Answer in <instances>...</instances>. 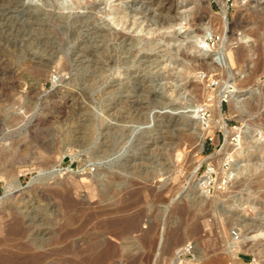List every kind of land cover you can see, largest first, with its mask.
<instances>
[{
	"label": "rangeland",
	"instance_id": "374dc122",
	"mask_svg": "<svg viewBox=\"0 0 264 264\" xmlns=\"http://www.w3.org/2000/svg\"><path fill=\"white\" fill-rule=\"evenodd\" d=\"M120 1L136 8L137 18H145L143 23L151 31L115 24L104 10L110 2ZM120 1L96 0V7L84 3L60 9L52 0H23V7L45 11L40 17L54 37L36 32L29 43L0 45V222L6 230L0 236L7 238L0 250L18 252L24 240L33 236L44 242L51 235L54 245H41L38 251L58 249L64 242L59 236L65 198L83 200L85 182L96 176L99 193L104 188L112 207L121 210H111L107 217L119 218L115 228L126 230L120 238L108 236L124 248L107 264H263L264 187L256 186L252 172L254 165L257 171L264 167V12L258 9L264 0H244L249 9L243 14L236 0H221L232 24L222 59L214 55L222 38L219 0H172L169 10L161 8L162 0ZM196 10L201 22H209L221 35L205 51L189 48L188 38L183 37L200 27L193 19ZM172 15L175 22L169 23ZM78 16L90 21L84 20L83 26L75 21ZM89 27L103 34L111 29L108 40L99 41L100 45L82 43L93 30ZM176 33L179 38L171 39ZM227 79L245 107L251 102L255 108L231 112L229 101L221 102L233 130L229 149L249 145L239 160L228 158L232 149H221L225 134L219 126L206 131L200 151L196 146L201 124L196 109L210 103L212 118L210 96ZM240 168L248 177L242 185L238 178L243 175H235ZM230 170L234 177L227 180L223 173ZM206 175L210 183L198 188L197 181L202 178L205 183ZM14 179L20 189L10 192L6 186ZM77 179L82 182L76 181L80 190L74 183ZM231 213L236 218L228 219ZM13 215L23 223L33 216L37 223L23 237L13 235L8 231ZM103 217H97L88 230L100 238ZM233 230L240 232L239 238ZM243 237L248 246L238 250L229 246ZM187 243L191 251L181 254ZM72 249L64 254L70 255Z\"/></svg>",
	"mask_w": 264,
	"mask_h": 264
},
{
	"label": "bare ground",
	"instance_id": "6f19581e",
	"mask_svg": "<svg viewBox=\"0 0 264 264\" xmlns=\"http://www.w3.org/2000/svg\"><path fill=\"white\" fill-rule=\"evenodd\" d=\"M22 1L23 0H0V45H4V44H6V45L7 44L21 45L23 43H25V44L26 43H29V42L33 41L34 38L36 39V35H35L36 32L38 34L40 33V35L41 34H43V35L44 34H47L45 37L48 38V39L54 37V36H51V33H49V32H51V29L49 28L51 26L50 25L47 26L46 22L44 21L45 19H43L42 17H40V15L42 13L45 14V11L44 12H41V10L38 9L39 8L38 6H36L38 8H36V7H29L30 5L27 6V7H23ZM122 2L123 1L115 2V3L113 2L112 4L110 2L109 9L108 10L105 9L104 12H106V14L109 13L111 15V19H112V21L115 24H121L122 26L125 27V29H128V30L130 29L131 30V28H134L135 31H137V32L143 31V30H146L148 32L151 31L152 28H150V27L147 28L148 26H145L144 23H143V21L145 20V18H144V20H139V18H137V13H139L138 10L136 8L131 7V6H128V8H127L126 6L123 5ZM219 2H220V5H221V9H222L221 14H220V19H219L220 20V26H221V34H222V36L221 35L220 36L222 38L219 39V41L217 42L219 44V46H218L217 50L214 52V55L217 54V56L219 57V59H222V58L226 57V54H227V38H229L228 37V33L230 31H232V24L227 20V17H226V12H227L226 5L221 0H219ZM236 2H237V5L240 8V11H239L240 14H243L244 11H246V10L249 9V8L246 9L247 6L244 7V0H236ZM84 3H86V5H87V3L88 4H91L93 7H96L97 6L96 5L97 4L96 3V0H52V4L54 6H57L60 9H67V8L69 9V8H72V7H75V6H78V5H82V4L84 5ZM172 4H173L172 0H162L161 1V8L164 9V10L165 9L166 10H169V9L172 8ZM90 6H89V8H90ZM129 7H130V9H129ZM196 8H198L197 7V4H196ZM92 9H94V8H92ZM258 9L260 10L259 11L260 13H263L264 12V5H262L261 8H258ZM260 13H259V15H260ZM21 14L23 16H25L24 20H19L20 17L18 18V15L22 16ZM43 14H42V16H43ZM85 14H87V13H85ZM92 14H94V13H92ZM193 14H194L193 15L194 16L193 19L194 20H197V21L199 20L197 24H199L200 27L199 28L198 27H195L193 30H190L188 32H185V34H184L183 37H185L186 39L188 38V41H189L188 46H189V48L193 47V48L198 49L199 51L200 50L205 51V50H203V48L209 44L208 41H207V39L211 35H213L215 32L213 30V27H211L209 25V22H205V23L201 22L202 15L199 14V10L198 11L196 10ZM82 15H84V14H82ZM257 15H258V13H257ZM95 16H96V14H95ZM169 16H171V14ZM91 17H93V15ZM169 18L171 20L173 19V21L168 20L169 23L170 22L174 23L175 22L174 20L176 19V16H173L172 15V18L171 17H169ZM86 19L83 16H78L77 18H75V21H78V22H80V23L83 24L84 20L87 22L88 19L87 20ZM53 20H55V19H53ZM57 21H59V20H57ZM88 21H90V20H88ZM55 22H56V20H55ZM148 22H149V20H148ZM52 23H54V21ZM82 24H80V25H82ZM88 24L89 23L85 24L86 27H87ZM92 25H93V23H92ZM83 26H84V24H83ZM93 27H89V29H93V30H91L92 32H90V36L89 37L82 38V40H81L82 43L87 44L89 42H93V43L96 44L99 41L100 42L101 41L104 42L105 40H108L107 39L108 38V34L111 32V29H108V28L104 27V28H106L105 31H104L106 33L103 34L101 32L102 31L101 30L100 31V33H102V35H101L98 32V30H96ZM54 28L55 27H53V29ZM77 29H78V27H77ZM100 29H102V28H100ZM258 34H256V37H257ZM121 35L125 37V35H127V34H121ZM56 36H57V34H56ZM259 36H261V34ZM262 37L263 36H261L260 38H262ZM170 38L171 39H174V38H179V37H178V35L176 33L174 36L172 35V37H170ZM262 40H263V38H262ZM93 43H90V44H93ZM260 47H261V45H260ZM258 48H259V46H258ZM261 48H259V49H261ZM204 49H206V48H204ZM245 51H246V49H245ZM259 51H262V49L259 50ZM260 54H261V52H260ZM260 58H261V55H260ZM215 59H217V58H215ZM261 60H264V59L262 58ZM259 65H261V63H259ZM262 72L264 73V67H263ZM231 84H233V82H230L227 79V80H225V81L222 82V84H221V86L219 87L218 90H216L211 96L209 95L211 97L210 100L212 101L213 111H214V116L212 117V123H211V128H210L209 132L212 131L215 126H219L224 131V134H225V142L223 144L224 147L221 148V149H228V150L232 149V148L229 149V145L231 143L229 141V137L232 135L233 130L228 126V124H227V122L225 120V117H224V115L222 113V108H221V102H222V100L223 99H226V100L229 101L230 108H231V112H235V111L244 112V111H246L245 109H252V108H254V105H253L254 103L251 104V102L249 103V106L248 107H245V104L240 99L237 91L235 89H230L229 88L231 86ZM196 111H197V109H196ZM198 118H199V121L201 123V120H200L199 115H198ZM197 123H199V122H197ZM201 124H198V126L199 125L202 126ZM200 126H199V130L200 131H198L197 142H196L197 143L196 146H197L198 151H200L202 149V146H203V143H204V140H205L206 131H207L206 129H204L203 127H200ZM236 131H235V133H236ZM238 132H242V130H238ZM85 134H89V133L86 132ZM187 134L189 136L190 135H194V132H187ZM82 137H84V135ZM86 137L87 136H85V138ZM239 137H240V133L235 138L239 139ZM244 143H245V141H244ZM246 143L243 145V147H240V149L239 148H236V149H232V151H230V152H227V153L230 154L228 156V158L229 157H233V158H235V160H239L245 153H247L246 151L248 150L249 145H248V143L247 144ZM253 144L256 147H258V148L261 147V145H259V144H257V145L255 143H253ZM129 165H130V163L126 167H129ZM199 166H200V163L195 166V170L193 171L194 174L197 172ZM244 169L245 168L238 169L236 171V174H235V175H237V174L243 175V176H241V178L239 177L240 179L237 177L238 180L241 182V185L248 178V177L247 178L246 177L244 178V176L246 175V174H244ZM254 169L255 170L252 173L255 175V181L257 182L256 186L258 188L264 187V167L261 170L257 171V167H255V165H254ZM217 171H219V169H217ZM97 173H99V172H96V175L98 176ZM93 174L95 175V173H93ZM99 174H101V173H99ZM223 174H224L223 177L227 178V180L228 179L231 180V178L234 177V174H233L232 171L231 172L225 171ZM12 177H13V175H12ZM92 177H93V179L90 178L91 180L86 181L85 182V185L83 184L84 185L83 186V188H84V190H83L84 191V194H83V197H82L83 200H79L78 199L77 201H73L74 198L71 200L70 198L68 199V197L65 198L62 195H60L61 197L65 198V202H64L63 199L60 198L61 200H63L62 202H64L63 203L64 204V206H63L64 208L62 207V210L64 209V218H62V219H64V225H63V229H62V234H61V231H60L61 236H59V238H61V241H64L63 242V245H60V247L58 249H56V250H55V248L53 250V249L48 248L46 246L47 247L46 250H44V248H43L44 251H38V247H40L41 245H44V244L45 245H49V244L52 245L53 244L52 235H51V237H49V236L48 237H45L44 238V240H45L44 242L43 241L42 242H39L41 239L38 241V237H33L32 236V238H30V239H27L26 238L27 240H24L22 243H20L21 246L19 248L21 250L20 251L16 250L18 252L11 251V249L8 250V251L0 250V264H107L112 259L114 260V257H116L117 254H120L122 248H124V247L122 246L120 248L121 249L120 250L116 245H114L108 239L109 238L108 236L109 235H112V236L116 237V239H117V238H120V237L124 236L123 234L125 233L126 230L124 231V229H121L120 226H119L120 227L119 230H118V228H115L116 225L121 222L119 218L118 219H116V218L113 219L112 217H107V216H110V215H107V214L111 213V210H113V211H119L120 208H118V207H116V208L112 207L111 202H109L110 196H108V192L106 190H104V188H103V192L99 193V190H97V181L99 182V180H98V178L96 176H92ZM3 178H5V177H3ZM15 178L18 180L17 173H16ZM87 178H89V176H87ZM205 178H206V180L204 179L205 180L204 181L205 183H203V179L202 178L197 181L196 185H197L198 188H200V186H202V185L203 186L206 185V183L209 180V176L206 175ZM80 179H82V178H80ZM17 180L15 181V179H14L12 181L13 184L11 183V184H8V186H6L7 189L10 192H13L15 190L20 189V184L17 182ZM72 180H73V178H72ZM85 180H87V179H85V177H83V179L81 181H85ZM76 181L78 182L80 180H78V179L75 180V182H74L75 184H76ZM78 185H77V188L81 187V186L78 187ZM71 187H73V186H69L70 189H71ZM68 189H66V191ZM72 190H74V189H72ZM79 190H80V188H79ZM81 191H82V189H81ZM81 191H80V194L83 193V192L81 193ZM58 195H59V193H58ZM75 195H77V192H76ZM70 197H71V195H70ZM80 199H81V197H80ZM111 200L112 199H110V201ZM102 202H105V203H103V205H100L99 203L102 204ZM256 202L259 204V202H261V200L260 199H256ZM123 206H124V204H123ZM260 206H261V204H260ZM62 215H63V213H62ZM62 215H61V217H63ZM99 216H104L103 217L104 220L100 223V226H99L102 229V233L101 234L99 233V235L102 236L101 238H100V236L98 237V235H97L98 233L95 234L96 231H94V232L93 231H88L90 229L89 226L92 225V223L94 222V220L97 217H99ZM227 217H228V219H233L235 217V215L231 213ZM12 219L13 220L8 225V231L11 234H13V235H21V237H23V235L28 231V228L29 229L32 228L31 226H33L34 223L36 222V220L33 218V216H30L25 221V223H23V219L21 217L16 216V215H13ZM241 220L245 221V218H241ZM127 221H125V222L127 223ZM125 222H123L122 225H125L124 224ZM246 223L248 224L249 222H246ZM127 226H126V228H127ZM61 228H62V226H61ZM3 229H4L3 228V224H2V222H0V233L2 231H6L5 229L4 230ZM196 229H197V227L193 228V231L192 232H195ZM99 232H101V230ZM30 233H28V234L30 235ZM259 233H261V232H259ZM259 233H257L256 235H258ZM58 235H55V236L57 237ZM253 235H255V234H253ZM40 236H42V235H40ZM6 239H7L6 237L1 238V236H0V243H2L3 241H4V243H6L5 242ZM82 239H84V241ZM59 240H57V241L59 242ZM79 240H82L84 242V244H85L84 247H82V249L78 247ZM246 240H247V237H243L241 239H238V240H236L234 242L229 243V246L230 247L235 246L236 247V250L242 249L244 246H248L249 245L246 242ZM54 242H55V240H54ZM117 243H118V241H117ZM128 247L129 246H126V248H128ZM250 247H252V246H249L247 248L250 249ZM70 249H72V252H71L70 255L69 254H64L65 252L69 251ZM131 262H133V261H131Z\"/></svg>",
	"mask_w": 264,
	"mask_h": 264
},
{
	"label": "built area",
	"instance_id": "2783aa9c",
	"mask_svg": "<svg viewBox=\"0 0 264 264\" xmlns=\"http://www.w3.org/2000/svg\"><path fill=\"white\" fill-rule=\"evenodd\" d=\"M227 17V16H226ZM220 38V35L218 34H213L211 35L207 41L209 44H214L215 42L218 41V39ZM217 82H212V85H216ZM197 113L200 117V120H201V125L204 129H206L207 131L210 130L211 128V116H212V110H211V105L210 103L208 102H204L202 103L201 105H199V107L197 108ZM210 139L212 140L213 137H210ZM209 181V180H208ZM207 183H210V182H207ZM236 230H239V229H236ZM236 230H233V234L235 235L236 238H239L240 237V232L239 231H236ZM192 249V245L191 243H187L186 246H184L183 248V251L181 252L182 253H189Z\"/></svg>",
	"mask_w": 264,
	"mask_h": 264
}]
</instances>
